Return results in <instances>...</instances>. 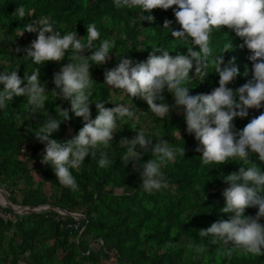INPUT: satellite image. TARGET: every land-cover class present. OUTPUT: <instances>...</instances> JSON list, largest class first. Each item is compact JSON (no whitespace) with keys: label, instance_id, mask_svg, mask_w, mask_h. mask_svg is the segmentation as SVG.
Segmentation results:
<instances>
[{"label":"trees","instance_id":"obj_1","mask_svg":"<svg viewBox=\"0 0 264 264\" xmlns=\"http://www.w3.org/2000/svg\"><path fill=\"white\" fill-rule=\"evenodd\" d=\"M19 4L34 9L32 16L17 17L15 10ZM176 7H156L151 13L153 20H142L140 9H117L113 0H0V72L19 65L18 72L23 77L39 67L41 81L51 91L55 87L54 73L71 57L66 51L64 58L38 66L31 58L23 57L38 32L25 29L18 35L19 32L35 16L47 15L61 34L76 31L78 37L86 38V25L95 22L101 32L96 43L101 39H114L116 43L105 63L90 66L94 79L91 118L97 115L96 100L102 99L106 107L128 104L135 109L136 116L146 120L142 124L133 119L124 125L118 121V131L106 149L109 164H98L105 149L98 150L95 156L89 153L78 170L72 169L79 185L73 190L59 182L51 164L43 162L45 142H40L34 132L50 114L61 118L60 107H70V101L55 98L49 92L45 108L33 114L26 95L20 94L0 109V187L13 204L53 207L20 213L0 204V212L14 217L12 220L0 216V264H105L108 260L116 264H264V253L256 255L235 248L229 251L230 245L213 244L210 236L199 235L201 228L230 217V213L221 211L225 203L223 189L228 186L222 176L237 171L243 162L225 161L213 167L202 164L196 147L199 141L187 131L181 108L171 107L169 116L161 118L148 110L147 102L139 96H134L133 101L129 97L127 103L114 99L120 90L103 83L105 69L118 64L122 54L132 57L135 63L146 60L153 51L160 54L159 46L168 48L172 55L177 51L187 53V45L180 44L171 31L181 27L173 11ZM166 20L172 21L169 28L164 26ZM228 39L234 47L223 53L225 63L235 56L234 63L239 68L238 76L228 86L238 88L251 78L254 62L249 59L250 50L241 46L242 38L226 25L211 33L213 56L220 53ZM90 52L86 50L85 54ZM208 71L200 80L195 77L194 64L190 70L194 76L189 82L190 93L211 92L218 86L219 73L212 65ZM163 94L167 103L175 105L171 92L165 89ZM261 113L264 107L249 108L247 116L233 118L235 127L243 128ZM69 115L71 119H62L59 129L51 134L61 142L78 134L85 123L82 117L71 112ZM132 124L137 129H147L149 134L159 133L154 135L153 143L167 139L177 147H185V156L178 155L162 168L168 188L144 191L140 173L132 162H123L126 148L119 139L137 134ZM150 158H155L151 152L142 157ZM248 159L264 167V161L256 154L250 153ZM34 161H40L35 169L42 175L41 180H33L34 168L30 164ZM46 182L48 193L44 188ZM57 208L81 216L62 213ZM257 211L258 206H249L245 213L255 215ZM260 221L264 223V217Z\"/></svg>","mask_w":264,"mask_h":264},{"label":"clouds","instance_id":"obj_2","mask_svg":"<svg viewBox=\"0 0 264 264\" xmlns=\"http://www.w3.org/2000/svg\"><path fill=\"white\" fill-rule=\"evenodd\" d=\"M117 9L138 8L142 20H153L152 9L162 7L173 9L180 28H172L174 37L180 44L187 45V53L177 51L175 55L168 48L159 46L160 54L150 53L146 60L135 62L133 58L122 54L118 64L106 68L104 84L120 90L133 101L134 96L143 98L152 113L161 118L169 116L171 107H179L184 113L187 131L194 133L199 141L197 151L201 153V163L219 166L225 161H242L237 171L223 175L228 186L223 189L225 203L222 212L230 213L228 219L220 218L207 228H201V237L210 236L211 243L242 249L245 253L261 255L264 253V167L250 161L249 154H256L264 161V113L252 118L243 128H236L234 117H245L249 108L264 107V0H113ZM145 12L148 15H145ZM16 16H32L34 9L19 4ZM171 20L165 21L169 28ZM228 26L242 38V47L249 50V59L253 61V74L247 82L238 88L228 84L239 74V68L232 56L227 63L223 53L232 49L230 39L222 45L219 54L213 56L211 33L222 26ZM86 38L78 37L76 31H58L47 15L35 16L24 25L25 29L38 32L36 39L25 49V59L31 58L36 65L48 60H60L66 51L71 57L53 76L55 87L49 91L40 78L39 67L22 77L19 65L0 72V109L7 107L15 95L24 94L30 111L35 114L45 108L49 100L48 93L56 98L70 101V107H60L61 118L49 115L34 131L40 142H45L42 160L51 164L59 182L75 190L79 187L72 169H79L85 157L95 156L102 151L99 166H107L109 157L106 149L121 125L136 119L135 109L125 103H116L106 107L105 101L96 100L97 115L91 118L90 104L93 99L94 79L90 73L93 63H105L115 47L114 39H101V32L95 22L86 25ZM198 45L197 49L195 46ZM157 48V46H154ZM91 50L90 54H85ZM20 51V48H17ZM195 64V77L203 80L208 74L209 65L219 73V84L211 92L190 93L189 82L194 78L190 70ZM24 81H27L24 83ZM175 97V105L166 102L164 91ZM113 100L112 97H108ZM159 101V102H157ZM70 112L82 117L85 123L78 134L61 142L51 134L58 130L62 119H71ZM134 137H122L119 143L126 151L122 154L125 165L132 162L142 177V189L148 193L169 187L162 168L178 155L185 156V147H177L167 139L153 143L154 135L141 127L136 128ZM181 133V132H180ZM151 145V147H150ZM145 152H151L155 158L143 160ZM251 162V163H249ZM247 165V167H245ZM211 167V168H212ZM249 206H258L255 215H247Z\"/></svg>","mask_w":264,"mask_h":264},{"label":"rangeland","instance_id":"obj_3","mask_svg":"<svg viewBox=\"0 0 264 264\" xmlns=\"http://www.w3.org/2000/svg\"><path fill=\"white\" fill-rule=\"evenodd\" d=\"M113 97H114V99L123 100V102H126V103L129 101V97L126 96L125 94H123L121 91H120V95L115 94ZM136 120L140 121L142 124H145L146 123L145 118L144 117H141V116H136ZM69 130H71V129H69ZM30 165H32L33 168H34V170L32 171L33 180H35V181L41 180L42 179V175L38 172L37 169H35V168L39 167L40 161H34ZM44 188H45V190L48 193L49 192V188H48L47 182L45 183ZM0 192H1V195L0 196H2L5 199H8L7 198V193H6V191H5V189L3 187H0ZM3 206H6V204L4 203ZM10 206L13 208V210L15 212H20V213L21 212H25V210L27 209V206H21L19 204H11ZM75 215L77 217L81 216L80 213H78V212H76ZM105 264H116V262L114 260H108Z\"/></svg>","mask_w":264,"mask_h":264},{"label":"water","instance_id":"obj_4","mask_svg":"<svg viewBox=\"0 0 264 264\" xmlns=\"http://www.w3.org/2000/svg\"><path fill=\"white\" fill-rule=\"evenodd\" d=\"M4 203L8 206L13 204V203H11L10 200L2 197V199H0V204L3 205ZM26 206H27V209L25 210V212H29L31 210H41V209H46V208H53L51 205H48V204H42V205H37V206H30V205H26ZM57 209H58V211H60L62 213H68V214H74L75 215V213H70V212L66 211L65 209H61V208H57ZM25 212H21V213H25Z\"/></svg>","mask_w":264,"mask_h":264},{"label":"built area","instance_id":"obj_5","mask_svg":"<svg viewBox=\"0 0 264 264\" xmlns=\"http://www.w3.org/2000/svg\"><path fill=\"white\" fill-rule=\"evenodd\" d=\"M0 216L3 217L4 219H12L14 220V217L10 214H6V213H3V212H0Z\"/></svg>","mask_w":264,"mask_h":264},{"label":"bare ground","instance_id":"obj_6","mask_svg":"<svg viewBox=\"0 0 264 264\" xmlns=\"http://www.w3.org/2000/svg\"><path fill=\"white\" fill-rule=\"evenodd\" d=\"M3 194V193H2ZM0 195H1V192H0ZM0 199H2V196H0Z\"/></svg>","mask_w":264,"mask_h":264}]
</instances>
